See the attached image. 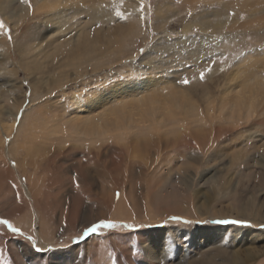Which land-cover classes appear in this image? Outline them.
Wrapping results in <instances>:
<instances>
[{
    "label": "rangeland",
    "instance_id": "374dc122",
    "mask_svg": "<svg viewBox=\"0 0 264 264\" xmlns=\"http://www.w3.org/2000/svg\"><path fill=\"white\" fill-rule=\"evenodd\" d=\"M63 4L58 16L34 11V0H0V221L20 230L0 222V264L226 263L234 252H249L246 264H264V220L246 215L251 208L264 216V101L248 116L242 107L237 115L224 110L242 81L264 79V0ZM28 5L32 11L22 12ZM82 98L96 102L77 115ZM151 113L152 120L142 116ZM87 114L89 134L108 130L103 139L83 136L76 119ZM28 191L42 197L35 211L19 197ZM100 221L115 227L85 234Z\"/></svg>",
    "mask_w": 264,
    "mask_h": 264
},
{
    "label": "bare ground",
    "instance_id": "6f19581e",
    "mask_svg": "<svg viewBox=\"0 0 264 264\" xmlns=\"http://www.w3.org/2000/svg\"><path fill=\"white\" fill-rule=\"evenodd\" d=\"M66 0H57V4H53V3H49L47 0H34V5H35V8H34V11H38V10H40V11H46V12H48V10L49 9H53V10H57V11H55V14L56 15H60L61 14V12L63 13V11H65V6H67L66 4H63V2H65ZM130 3V2H129ZM59 7V8H58ZM130 8V7H129ZM21 10V9H20ZM22 12H24V11H32L31 9H30V5H28V6H26L25 8H23V10H21ZM33 11V12H34ZM52 11V10H51ZM136 11V10H135ZM21 12V13H22ZM49 12H50V10H49ZM140 12V11H139ZM138 12V13H139ZM163 12V11H162ZM19 14L18 15V17H21L22 16V14ZM3 14V13H2ZM46 15H48V14H46ZM6 17V16H5ZM54 19H57V18H59V17H53ZM138 18V17H137ZM240 67V66H239ZM241 69H242V67H240V68H235V69H233L232 71L235 73V74H237L238 72H240L241 71ZM243 71V70H242ZM242 71H241V73H242ZM240 73V74H241ZM237 75H239V74H237ZM162 77V76H161ZM237 77V76H236ZM242 77V76H241ZM262 77V76H261ZM260 77V78H261ZM160 78V77H159ZM237 78H239V77H237ZM235 79V78H234ZM126 80V79H125ZM229 80V79H228ZM236 80V79H235ZM246 80V79H245ZM123 81V80H122ZM149 83H151V82H154L155 81V79L154 78H150V79H148L147 80ZM236 81H238V80H236ZM119 82V81H118ZM121 82V81H120ZM129 82H130V80H129ZM137 82V81H136ZM123 83H125V82H123ZM138 83V82H137ZM140 83V82H139ZM144 83V82H143ZM233 83V82H232ZM242 86H240L239 88L237 87V91L239 92L235 97H237L234 101H231V103L229 104V105H227L225 108H224V110H229L231 113H236V115L237 114H240V113H242L241 111V107L243 108V111H244V113L245 114H247V115H245V116H248V114H251V113H254L255 114V112H256V110H257V108L255 107V103L256 102H258V103H260L261 101H264V92H263V90H264V79H259V81L258 82H256L255 81V79H253V77H252V79H251V82H250V80H247V81H242ZM255 83H257V87H258V91L259 92H257V94L260 96V98L259 97H257L258 95L256 94V93H254L253 95H251V93H249L248 91H250L247 87H251L250 86V84L252 85V84H255ZM113 84V83H112ZM121 84V83H120ZM135 84V83H134ZM247 84V85H246ZM140 85H141V83H140ZM145 85H147V83H145ZM149 85V84H148ZM235 85V84H234ZM240 85V84H239ZM256 85V84H255ZM117 86V85H116ZM135 86V85H134ZM137 86V85H136ZM151 86V85H150ZM155 86V85H154ZM238 86V85H237ZM97 87H98V85H97ZM109 87H110V85H109ZM139 87V86H138ZM155 87H158V86H155ZM174 87H175V85H174ZM111 88V87H110ZM113 88V87H112ZM118 88V87H117ZM123 88V87H122ZM159 88V87H158ZM226 88L227 89H229L228 88V86L226 85ZM226 88H225V91H223V94L225 95V94H227V90H226ZM98 89V88H97ZM100 89V88H99ZM116 89V88H115ZM125 89V88H124ZM131 89V88H130ZM150 89V88H149ZM149 89H147V90H149ZM253 89H255V87H253ZM252 89V90H253ZM92 90V89H91ZM138 90V89H137ZM139 90H140V88H139ZM162 90V89H161ZM95 91V90H94ZM94 91H93V93H94ZM168 91V90H167ZM170 91V90H169ZM172 91V90H171ZM187 91V90H186ZM118 92V91H117ZM121 92V91H120ZM64 93V92H63ZM90 93H92V92H90ZM102 93H104V96L106 95V93H107V91L105 92V91H103ZM112 93V92H111ZM116 93V92H115ZM130 93V92H129ZM138 93V92H137ZM136 93V94H137ZM145 93V92H144ZM181 93V92H180ZM98 94V93H97ZM113 94V93H112ZM123 94H125V93H123ZM128 94V93H127ZM126 94V95H127ZM133 94V93H132ZM92 96H93V94H91ZM96 95V94H95ZM139 95V94H138ZM92 96H91V98H92ZM120 96V95H119ZM131 96V95H130ZM165 97L167 96V95H164ZM172 96V95H171ZM86 97V96H85ZM89 97H90V95H89ZM120 97H122V96H120ZM168 97V96H167ZM79 98V97H78ZM124 98V96L122 97V99ZM225 98V97H224ZM261 98L263 99V100H261ZM80 99V98H79ZM82 99H84V98H82ZM101 99V98H100ZM103 99V98H102ZM117 99V98H116ZM125 99V98H124ZM127 99V98H126ZM150 99V98H149ZM85 100V99H84ZM112 100V99H111ZM135 100V99H134ZM159 99H157L156 101H158ZM190 100V99H189ZM226 100V99H225ZM228 100V99H227ZM74 101H76V100H74ZM103 101H106V103H107V101H110V100H105V98L101 101V102H103ZM114 101H115V99H114ZM132 101V100H131ZM148 101V100H147ZM150 101V100H149ZM152 101V100H151ZM160 101V100H159ZM183 101V100H182ZM185 101V100H184ZM239 101H244V103L242 104V106H240V104L238 103ZM89 102H96V100H90V99H86L84 102H82L81 101V104H79V105H77V107H76V114L77 115H80L82 112H83V109H86V108H90L91 106H90V104H89ZM119 102V101H118ZM117 102V103H118ZM125 103H126V101H124ZM142 102V101H141ZM88 103V104H87ZM100 103V102H99ZM120 103H122V101H120ZM140 103V102H139ZM154 103V102H153ZM156 103V102H155ZM161 103H163L162 101H161ZM167 103V102H166ZM186 103V102H185ZM190 103V102H189ZM195 103V102H194ZM222 103V102H221ZM257 103V104H258ZM98 104V103H97ZM102 104H105L104 102L102 103ZM101 104V105H102ZM110 104V103H109ZM115 104V103H114ZM144 104V103H143ZM151 104H152V102H151ZM192 104V103H191ZM99 105V104H98ZM155 105V104H154ZM158 105V104H157ZM160 105V104H159ZM158 105V106H159ZM161 105H163V104H161ZM93 106V105H92ZM100 106V105H99ZM113 106V105H112ZM112 106H110V108L112 107ZM132 106V105H131ZM144 106V105H143ZM148 106V105H147ZM147 106H144V107H147ZM150 106V105H149ZM260 106V104L258 105V107ZM95 107V106H94ZM121 107V106H120ZM133 107V106H132ZM142 107V106H141ZM151 107V106H150ZM154 107V106H153ZM160 107V106H159ZM187 107V106H186ZM213 107V106H212ZM224 107V106H223ZM79 108H83L82 110H79ZM116 108H118V107H116ZM124 107H122L121 109H123ZM167 108V107H166ZM166 108H163V110H165ZM189 108V107H188ZM91 109V108H90ZM90 109H88V110H90ZM93 109V108H92ZM95 109V108H94ZM120 109V108H119ZM125 109V108H124ZM140 109V108H139ZM170 109V108H169ZM168 109V110H169ZM184 109V108H183ZM197 109V108H196ZM259 109V108H258ZM113 110V109H112ZM134 110V109H133ZM162 110V111H163ZM167 110V109H166ZM165 110V111H166ZM180 110V109H179ZM42 111V110H41ZM96 111V110H95ZM126 111V110H125ZM127 111H128V108H127ZM130 111V110H129ZM141 111V110H140ZM176 111V110H175ZM181 111V110H180ZM180 111H178V113L180 112ZM189 111V110H188ZM261 111H263L264 112V103H263V107H262V109H261ZM88 112V111H87ZM92 112V111H91ZM110 112H111V110H110ZM118 112V111H117ZM137 112V111H136ZM143 112H144V110H143ZM169 112V111H168ZM190 112V111H189ZM213 112V111H212ZM102 113V112H101ZM103 113H105V112H103ZM108 113H109V110H108ZM116 111H114V112H112V115L114 116V118H115V116H116ZM129 113V112H128ZM150 113V112H149ZM170 114H171V112H169ZM183 113V112H182ZM199 113H201V112H199ZM229 113V112H228ZM262 113V112H261ZM83 114H84V112H83ZM167 114V113H166ZM169 114V115H170ZM184 114V113H183ZM191 114H193V113H191ZM100 115V114H99ZM110 115V114H109ZM156 115V114H155ZM174 115V114H173ZM177 115V114H176ZM190 115V114H189ZM198 115V114H197ZM232 115V114H231ZM59 116V115H58ZM111 116V115H110ZM122 116V115H121ZM142 116L144 117V118H148V119H150V120H152L153 119V114L151 113L150 115H148V114H142ZM158 116H159V114H158ZM180 116V115H179ZM184 116H185V114H184ZM194 116V115H193ZM208 116V115H207ZM229 116V115H228ZM227 116V118H229ZM239 116V115H238ZM82 117V116H81ZM81 117L79 118H77L76 120H79V121H81V123L82 124H84V126H85V128L84 129H82V134H83V136L84 137H89L90 139H91V141L93 142L94 140H97V138H95V137H98V136H100V139H103L104 138V136L106 135V134H108V130L106 131V130H99L98 132H96L95 130H94V132H93V135H92V132L90 131V134H89V132H88V127H92L91 125H92V118L87 114L86 116H85V118H84V120L83 119H81ZM106 117H109V116H106ZM123 117V116H122ZM139 117V116H138ZM156 117V116H155ZM167 117V116H166ZM170 117H172V114H171V116ZM169 117V120L168 121H171V119L172 118H170ZM190 117V116H189ZM209 117V116H208ZM235 117V116H234ZM240 118H241V115L239 116ZM72 118H74V116H72ZM120 118V117H119ZM126 118V117H125ZM164 118V116L162 115V116H159L158 118H157V122H158V125H159V123L161 122V120ZM185 118V117H184ZM193 118V117H192ZM203 118V117H202ZM212 118V117H211ZM216 118H218V117H216ZM231 118H232V116H231ZM249 118V117H248ZM58 119V118H57ZM56 119V120H57ZM108 119V118H107ZM110 119V118H109ZM117 119V118H116ZM137 119V118H136ZM148 119H140L143 123H145V125L147 124L145 121H147ZM233 119V118H232ZM239 119V118H238ZM70 120V119H69ZM68 120V121H69ZM115 120V119H114ZM114 120H113V122H114ZM120 120V119H119ZM123 120V119H122ZM138 120V119H137ZM189 120V119H188ZM201 120H203V119H201ZM229 120V119H228ZM52 121V120H51ZM154 121V120H153ZM153 121H151L152 123H153ZM165 121V120H164ZM181 121V120H180ZM196 121H198V120H196ZM205 121V120H204ZM208 121V120H207ZM206 121V122H207ZM78 122V121H77ZM117 122V121H116ZM115 122V123H116ZM119 122V121H118ZM137 122H139V121H137ZM175 122V121H174ZM28 123V122H27ZM55 123H57V122H55ZM69 123V122H68ZM103 123V122H102ZM101 123V124H102ZM110 123V122H109ZM129 123H131V122H129ZM134 123V122H133ZM179 123V122H178ZM186 123V122H185ZM193 123V122H192ZM191 123V124H192ZM202 123V122H201ZM157 124V123H156ZM176 124V123H175ZM174 124V125H175ZM194 124V123H193ZM200 124V123H199ZM209 124V123H208ZM40 125V124H39ZM55 125V124H54ZM67 125V124H66ZM111 125H112V123H111ZM131 125V124H130ZM137 125H139V124H137ZM137 125H136V128H137ZM178 125V124H177ZM196 125V124H195ZM198 125V124H197ZM207 125V124H206ZM213 125V124H212ZM51 126H53V125H51ZM102 126V125H101ZM134 126V125H133ZM140 126V125H139ZM143 126V125H142ZM150 126H152V125H150ZM149 126V127H150ZM155 126V125H154ZM172 126V125H171ZM183 126V125H182ZM214 126V125H213ZM74 127H75V118L74 119H72L71 121H70V123H69V125L67 126V136H65V137H67V138H69V139H72V135H73V132L75 131L74 130ZM103 127V126H102ZM161 126H155V130L156 129H158V128H160ZM16 128H18V127H16ZM30 128V127H29ZM39 128V127H38ZM48 128V127H47ZM46 128V129H47ZM50 128V127H49ZM48 128V129H49ZM62 128V127H61ZM60 128V129H61ZM88 128V129H87ZM93 128V127H92ZM142 128V127H141ZM143 128H144V126H143ZM145 128H147V126H145ZM173 128V127H172ZM201 128V127H200ZM218 128V127H217ZM95 129H96V127H95ZM123 129H125V128H123ZM122 129V130H123ZM131 129H133V128H131ZM140 129V128H139ZM152 129V128H151ZM185 129V128H184ZM198 129V128H197ZM45 130V129H44ZM55 130V129H54ZM54 130H52L53 132H55ZM62 130V129H61ZM60 130V131H61ZM91 130V129H90ZM141 130V129H140ZM199 130V129H198ZM197 130V131H198ZM216 130V129H215ZM3 131V130H2ZM15 131H16V129H15ZM49 131V130H48ZM81 131V130H80ZM130 131V130H129ZM134 131V130H133ZM136 131V130H135ZM135 131H134V133H135ZM137 131H139L138 129H137ZM190 131V130H189ZM11 132V131H10ZM17 132H18V129H17ZM50 132V131H49ZM57 132V131H56ZM56 132H55V134H56ZM62 132V131H61ZM115 132V131H114ZM119 132V131H118ZM151 132V131H150ZM153 132V131H152ZM172 132V131H171ZM12 133V132H11ZM40 133V132H39ZM52 133V132H51ZM63 133H64V130H63ZM62 133V134H63ZM75 133V132H74ZM109 133H110V130H109ZM137 133V132H136ZM187 133V132H186ZM41 135H40V138L41 139H43V137H44V135L45 134H47V130L46 131H41V133H40ZM50 134V133H49ZM62 134H60V135H62ZM81 134V133H80ZM113 134V133H112ZM116 134V133H115ZM120 134V133H119ZM175 134V133H174ZM14 135V134H13ZM17 135V134H16ZM20 135V134H19ZM34 135H37V134H34ZM162 135V134H161ZM23 136H24V134H23ZM30 136H33L32 134L30 135ZM75 136V135H74ZM137 136V135H136ZM25 137V136H24ZM59 137H61V136H59ZM187 137H188V135H187ZM30 138V137H29ZM62 138H63V136H62ZM99 138V137H98ZM151 138V137H150ZM190 138V137H189ZM41 139H39V142L38 143H40V141H42ZM54 139V138H53ZM52 139V140H53ZM56 139V138H55ZM77 138H75L74 140H76ZM89 139V140H90ZM148 139V138H147ZM160 139V138H159ZM192 139V138H191ZM51 140V141H52ZM82 140V139H81ZM145 140V139H144ZM194 140V139H193ZM196 140V139H195ZM198 140V139H197ZM38 141V140H37ZM60 141V140H59ZM72 141V140H71ZM175 141V140H174ZM181 141V140H180ZM183 141V140H182ZM74 142V141H73ZM72 142V143H73ZM173 142V141H172ZM37 143V142H36ZM45 143V142H44ZM43 143V144H44ZM106 143V142H105ZM139 143V142H138ZM145 143H147V142H145ZM191 143V142H190ZM193 143H194V141H193ZM197 143V142H196ZM201 143V142H200ZM29 144H31V143H29ZM41 144H42V142H41ZM95 144V143H94ZM157 144V143H156ZM205 144V143H204ZM27 150H28V147L27 146H25L24 144H22ZM40 145V144H39ZM50 145V144H49ZM80 145V144H79ZM118 145V144H117ZM123 145V144H122ZM139 145H140V143H139ZM150 145V144H149ZM264 145V144H263ZM32 146V145H31ZM78 146V145H77ZM84 146V145H83ZM82 146V147H83ZM90 146H92V145H90ZM135 146V145H134ZM133 146V147H134ZM145 146V145H144ZM196 146H198V145H196ZM200 146V145H199ZM213 146V145H212ZM252 146V145H251ZM37 148V146L36 145H34V148ZM49 147V146H48ZM72 147V146H71ZM73 147L75 148V146H74V144H73ZM109 147V146H108ZM129 147V146H128ZM127 147V148H128ZM142 148V146H139V148ZM150 147V146H149ZM155 147V146H154ZM183 147V146H182ZM202 147V146H201ZM204 147V146H203ZM35 148V149H36ZM47 148V147H46ZM77 148V147H76ZM37 149H39V147L37 148ZM36 149V150H37ZM44 149V148H43ZM68 149V148H67ZM83 149V148H82ZM94 149H95V147H94ZM100 149V148H99ZM102 149V148H101ZM134 149V148H133ZM150 149V148H149ZM151 149H152V146H151ZM188 149V148H187ZM190 149H191V147H190ZM49 150V149H48ZM63 150V149H62ZM72 150V149H71ZM78 150V149H77ZM125 150V149H124ZM143 150V149H142ZM156 150V149H155ZM161 150V149H160ZM163 150V149H162ZM5 151V150H4ZM11 151L13 152V153H11ZM38 151V150H37ZM42 151V150H41ZM52 151V150H51ZM76 151V150H75ZM133 151V150H132ZM136 151V150H135ZM7 152V154L8 155H10V156H8V158L11 160V158H12V154H14L15 153V147H14V145H11L10 146V148H8V150L6 151ZM59 152V151H58ZM63 152H64V150H63ZM93 152V151H92ZM143 152V151H142ZM39 153V152H38ZM49 153V152H48ZM60 153V152H59ZM62 153V152H61ZM65 153V152H64ZM66 153H68V151L66 152ZM82 153V152H81ZM134 153V152H133ZM138 153H141L140 151H138ZM165 153V152H164ZM7 154H5V155H7ZM40 154V153H39ZM124 154V153H123ZM130 154V153H129ZM135 154V153H134ZM142 154V153H141ZM167 154V153H166ZM35 156H36V154H34ZM40 155H43L42 153L40 154ZM115 155V154H114ZM127 155H128V153H127ZM159 155V154H158ZM184 155V154H183ZM203 155V154H202ZM205 155V154H204ZM203 155V156H204ZM43 156H46V155H43ZM48 156V155H47ZM46 156V157H47ZM87 156H89V155H86V157ZM136 156V155H135ZM143 156H145V155H143ZM161 156V155H160ZM45 157V158H46ZM49 157H51V156H49ZM53 157V156H52ZM56 157V156H55ZM75 157V156H74ZM73 157V158H74ZM97 157V156H96ZM99 157V156H98ZM145 157H147V156H145ZM149 157V156H148ZM147 157V158H148ZM152 157V156H151ZM28 158V157H27ZM44 158V157H43ZM89 158V157H88ZM88 158H87V160H88ZM137 158V157H136ZM175 158V157H174ZM31 159V158H30ZM42 159V158H41ZM46 159H48V158H46ZM52 159V158H51ZM96 159H99V158H96ZM114 159V158H113ZM122 159V158H121ZM124 159V158H123ZM140 159V158H139ZM143 159V158H142ZM172 159V158H171ZM188 159V158H187ZM22 160V159H21ZM27 160V159H26ZM29 160V159H28ZM36 160V159H35ZM53 160H54V158H53ZM57 160V159H56ZM75 160V159H74ZM131 160V159H130ZM9 161V160H8ZM24 161V160H23ZM55 161V160H54ZM64 161H65V159H64ZM126 161V160H125ZM150 161H151V159H150ZM45 162H47V161H45ZM63 162V161H62ZM142 162V161H141ZM188 162V161H187ZM52 163V162H51ZM55 163V162H54ZM53 163V164H54ZM67 163V162H66ZM129 163V162H128ZM140 163V162H139ZM143 163V162H142ZM141 163V164H142ZM23 164V163H22ZM21 164V165H22ZM52 164V165H53ZM70 163H68V165H69ZM31 165H32V163H31ZM30 165V166H31ZM49 165H51V164H49ZM59 165H60V163H59ZM61 165H63V164H61ZM26 166V165H25ZM132 166V165H131ZM172 166V165H171ZM24 167V166H23ZM64 167V166H63ZM166 167V166H165ZM4 168V167H3ZM27 169V168H26ZM29 169V168H28ZM49 169V168H48ZM127 169V168H126ZM161 169V168H160ZM159 169V170H160ZM22 170V169H21ZM20 170V171H21ZM59 170H60V168H59ZM155 170V169H154ZM167 170H169V171H171L172 170V168L171 167H167ZM25 171V170H24ZM57 171V170H56ZM72 171H73V169H72ZM33 172V171H32ZM27 173V172H26ZM34 173V172H33ZM37 173V172H36ZM145 173V172H144ZM24 174V173H23ZM31 175V174H30ZM69 175V174H68ZM148 175V174H147ZM19 176H21V175H19ZM149 176V175H148ZM72 177V176H71ZM11 178V177H10ZM25 178V177H24ZM66 178V177H65ZM142 178V177H141ZM21 179V178H20ZM145 179V178H144ZM67 180V179H66ZM68 180H70V178L68 179ZM73 179H71V181H72ZM149 180V179H148ZM74 181H76L75 179H74ZM42 183V182H41ZM62 183V182H61ZM149 183V182H148ZM148 183H147V185H148ZM43 184V183H42ZM150 184V183H149ZM12 185V184H11ZM11 185H10V187H11ZM33 185V184H32ZM56 185V184H55ZM58 186V185H57ZM49 187H52V186H49ZM150 187V186H149ZM38 188V187H37ZM40 188H41V186H40ZM43 188V187H42ZM41 188V189H42ZM26 189H27V187H26ZM25 189V190H26ZM34 189V188H33ZM148 190V189H147ZM24 191V190H23ZM38 192H39V190H38ZM148 192V191H147ZM149 193V192H148ZM3 194V193H2ZM51 194V193H50ZM56 195V194H55ZM49 196V195H48ZM58 196V195H57ZM19 197L21 198V200H22V202H23V206L24 205H29V206H31V210H34V204L35 203H37V202H39V201H41L42 200V197L40 196V197H38L36 194H33V193H29V191L28 192H26V193H23V194H20L19 195ZM68 197V196H67ZM69 198V197H68ZM183 200H184V202H185V204L187 203V199H185V198H183ZM44 205V204H43ZM68 205H70V204H68ZM252 205V204H251ZM36 206V205H35ZM40 206H42V204L40 205ZM72 206V205H71ZM183 206V205H182ZM185 206V205H184ZM187 206V205H186ZM254 206V205H253ZM122 207V206H121ZM178 208V207H177ZM199 208H200V206H199ZM249 208H250V206H249ZM38 209V208H37ZM243 209H246V208H243ZM251 209V208H250ZM249 209V211H250V213H247L246 215H247V217L249 218V219H251L252 221H256V220H258L257 221V223L260 221V220H264V216L263 215H260V214H258V212H251V210ZM29 210V209H28ZM42 210V209H41ZM73 210V209H72ZM198 211H200L199 209H197ZM35 211V210H34ZM38 211V210H37ZM40 211V210H39ZM49 211V210H48ZM46 212V211H45ZM165 213H168V211H164ZM246 212V210H244V213ZM70 213H71V209H70ZM99 213V212H98ZM43 214V213H42ZM38 215H39V213H38ZM45 215V214H44ZM53 215V214H52ZM34 217H36L35 215H34ZM51 217V216H50ZM243 217V216H242ZM37 218V217H36ZM40 218V217H39ZM44 218V217H43ZM42 218V219H43ZM221 218V217H220ZM19 219H21L20 217H19ZM223 219H227V218H223ZM15 220H18V218L16 217L15 218ZM44 220H45V218H44ZM43 220V221H44ZM51 220V219H50ZM212 220V219H211ZM13 221V220H12ZM161 221V220H160ZM224 221V220H223ZM222 221V222H223ZM36 222V221H35ZM212 222V221H211ZM263 222V221H262ZM13 223V222H12ZM16 224H17V221H16ZM33 224H34V222H33ZM52 224V223H51ZM263 225V224H262ZM43 227V226H42ZM45 230V229H44ZM38 231V234H39V236H38V238H39V240H43V238L41 237V234H40V232H39V230H37ZM45 237V236H44ZM167 244V243H166ZM23 247V246H22ZM217 248V247H216ZM89 250V249H88ZM257 250V249H256ZM255 250V251H256ZM250 251V250H249ZM254 251V250H253ZM223 252V248L222 247H218L217 248V253L218 254H221ZM245 252H247V249L245 250ZM252 252V251H251ZM249 252H247L246 254H244L242 257L241 256H239V257H236L237 256V254H236V252H234V254L232 255V258L230 259V260H228L226 263L224 262V263H222V262H220V261H217L216 259H215V257H209V258H202V259H200V260H198L197 262H195V263H191V264H246L247 263V258H250L249 257V255L250 254H248ZM254 253V252H253ZM257 254V253H256ZM253 255V254H252ZM158 256V255H157ZM256 257V256H255ZM153 258V257H152ZM153 259H155V258H153ZM259 262V261H258ZM262 262V261H261Z\"/></svg>",
    "mask_w": 264,
    "mask_h": 264
},
{
    "label": "snow or ice",
    "instance_id": "6c2138e0",
    "mask_svg": "<svg viewBox=\"0 0 264 264\" xmlns=\"http://www.w3.org/2000/svg\"><path fill=\"white\" fill-rule=\"evenodd\" d=\"M5 28V25L3 24V22H0V29H4ZM5 31H7L5 29ZM204 78V73L202 72L201 73V79L203 80ZM181 83H184V84H187L189 83V81L187 79L181 81ZM2 223H4L5 225L8 226V228L12 229L13 232H19L20 230L18 228H12V225L8 223L7 220H3V221H0ZM233 223H238L239 221H232ZM101 227H104V228H114L115 227V224L111 223V222H105V221H100L98 223H92L91 226H88L84 229V232L85 234H92V233H96L97 230ZM31 239V238H29ZM38 251L42 250V249H37Z\"/></svg>",
    "mask_w": 264,
    "mask_h": 264
}]
</instances>
